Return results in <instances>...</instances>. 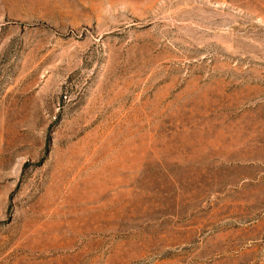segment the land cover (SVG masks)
<instances>
[{
    "label": "rangeland",
    "instance_id": "rangeland-1",
    "mask_svg": "<svg viewBox=\"0 0 264 264\" xmlns=\"http://www.w3.org/2000/svg\"><path fill=\"white\" fill-rule=\"evenodd\" d=\"M0 264H264V0H0Z\"/></svg>",
    "mask_w": 264,
    "mask_h": 264
}]
</instances>
